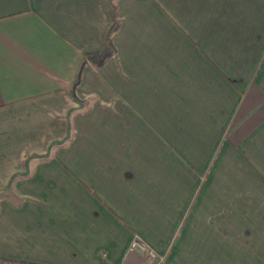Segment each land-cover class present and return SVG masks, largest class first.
<instances>
[{
  "label": "crops",
  "instance_id": "1",
  "mask_svg": "<svg viewBox=\"0 0 264 264\" xmlns=\"http://www.w3.org/2000/svg\"><path fill=\"white\" fill-rule=\"evenodd\" d=\"M0 0V264H264V0Z\"/></svg>",
  "mask_w": 264,
  "mask_h": 264
},
{
  "label": "trees",
  "instance_id": "2",
  "mask_svg": "<svg viewBox=\"0 0 264 264\" xmlns=\"http://www.w3.org/2000/svg\"><path fill=\"white\" fill-rule=\"evenodd\" d=\"M113 1L114 0H109L110 6L112 9V21H111V26L106 33V38H105V40H106V51L102 55H99V56L91 55V54H85L83 57V60L88 61L95 69L100 68L102 66V64L109 57H111L113 55V49L111 46V36L118 27V21H117L116 14H115V8L112 4Z\"/></svg>",
  "mask_w": 264,
  "mask_h": 264
},
{
  "label": "built area",
  "instance_id": "3",
  "mask_svg": "<svg viewBox=\"0 0 264 264\" xmlns=\"http://www.w3.org/2000/svg\"><path fill=\"white\" fill-rule=\"evenodd\" d=\"M129 250L131 251H137L143 255H145L147 258L152 260V263L154 264H160L163 260V257L158 255L145 241H143L140 237L135 235L130 242Z\"/></svg>",
  "mask_w": 264,
  "mask_h": 264
}]
</instances>
